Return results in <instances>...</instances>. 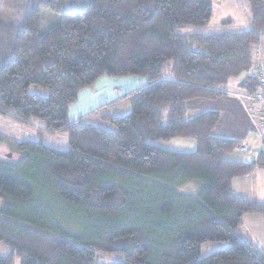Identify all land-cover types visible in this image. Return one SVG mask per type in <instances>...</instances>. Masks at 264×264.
<instances>
[{
	"label": "trees",
	"instance_id": "16d2710c",
	"mask_svg": "<svg viewBox=\"0 0 264 264\" xmlns=\"http://www.w3.org/2000/svg\"><path fill=\"white\" fill-rule=\"evenodd\" d=\"M35 3L22 22L0 18V112L35 118L47 132L68 130V149L0 132V143L20 154L0 159V264H97L95 250L122 255L115 264H264V252L235 231L244 213H264V203L230 187L264 166V148L251 161L226 160L241 142L213 134L218 111L185 117L186 102L218 97L231 78L257 89L253 47L264 33V0H248V30L213 34L178 31L207 24L212 0ZM102 76L147 82L122 95L128 113L104 114L114 130L69 122L79 91ZM174 137L192 138L196 148L158 144ZM188 184L194 192L180 190ZM207 241L227 246L200 256Z\"/></svg>",
	"mask_w": 264,
	"mask_h": 264
},
{
	"label": "crops",
	"instance_id": "0c3cea01",
	"mask_svg": "<svg viewBox=\"0 0 264 264\" xmlns=\"http://www.w3.org/2000/svg\"><path fill=\"white\" fill-rule=\"evenodd\" d=\"M255 52L256 50H254ZM169 76L166 75V77ZM146 82V77L139 76H102L98 78L91 86L79 91L77 101L69 105V122L85 123L86 120L93 121V117H87L91 111L97 110L98 108L99 110L106 108L108 105L118 101L126 92L141 87ZM220 91L222 93L216 98H199L186 102V110L189 108L192 114L186 115L185 117H192L209 109L217 110L219 120L213 129L214 135L237 139L241 143L245 142L253 147L255 152L259 151L263 148L262 145L260 142H256L254 135L249 132L251 130L256 134L251 127V115L243 108L235 95V93L240 91L228 92L229 90L223 88ZM124 109H126V105ZM158 144L177 152H188L196 148V141L194 139L183 137H174L169 140L159 141ZM254 156L255 153L246 154L240 152L238 147L223 154V158L229 161H251L254 159ZM230 187L231 192L237 197L257 203H264V166L255 167L244 175L233 177L230 182ZM235 231L242 240L249 242L254 249L259 252H264V213H244ZM203 246L204 243L201 245V251ZM216 247L219 246L208 245L209 251H216L214 250Z\"/></svg>",
	"mask_w": 264,
	"mask_h": 264
},
{
	"label": "rangeland",
	"instance_id": "374dc122",
	"mask_svg": "<svg viewBox=\"0 0 264 264\" xmlns=\"http://www.w3.org/2000/svg\"><path fill=\"white\" fill-rule=\"evenodd\" d=\"M35 0H0V18L4 21L13 20L18 23L19 21L25 18V16L35 7ZM48 13V12H46ZM46 13H41L42 16V25L41 31L44 32L48 29L49 25L44 21V16ZM251 27V10L248 3V0H212V12L211 17L207 24L203 26H184L178 29L181 32H199L202 34H213L224 31L229 32H238L248 30ZM254 57L257 53L264 56V33L261 35L260 42L253 47ZM170 62L165 65L164 74H169ZM253 72V69H249L247 72L241 74V76L246 73ZM113 77V76H112ZM125 77V76H120ZM238 78H231L221 86V89L229 90L228 92L242 91L243 89L237 85ZM122 82V81H119ZM131 83V82H130ZM127 84V82H126ZM129 84V83H128ZM29 91L38 92L45 95L46 90L41 87L30 86ZM92 102V100H91ZM95 102V101H94ZM126 105V109H124ZM129 108V110H128ZM130 111L129 101L126 98H120L115 103L108 105L106 108L99 110L91 111L87 116L89 118H94L92 122L94 125L102 127L107 130H114L113 125L107 121L103 116L104 114H109L111 116H121ZM189 108L185 112L186 115H191ZM85 121V122H86ZM0 132L16 139L23 138H32L40 139L44 144L57 148L60 150L68 149V130H58L54 132H47L43 130L42 125L37 119H30L28 123L21 122L15 118H12L6 114L0 112ZM252 135L256 139V142H260L258 136L254 134L251 130ZM262 147L263 144L260 142ZM255 153V152H254ZM253 154V153H252ZM13 147L8 144L1 142L0 143V159L16 160L19 156ZM251 158V156H249ZM194 184H188L187 186L182 187L181 191L194 192ZM196 188V187H195ZM43 200L45 204L53 211L57 210L54 201L51 197H48L49 193H45ZM58 220H62V223L65 219V216H56ZM208 245H218L216 249H221L227 246L226 242L220 241H207L204 242L202 251L200 250V256L209 254L210 249ZM213 250V249H212ZM0 252H5V249L0 245ZM123 256L116 253H105L98 250H95V263L97 264H115L117 262H123ZM15 264H18L15 262Z\"/></svg>",
	"mask_w": 264,
	"mask_h": 264
},
{
	"label": "built area",
	"instance_id": "2783aa9c",
	"mask_svg": "<svg viewBox=\"0 0 264 264\" xmlns=\"http://www.w3.org/2000/svg\"><path fill=\"white\" fill-rule=\"evenodd\" d=\"M253 67L257 77V89L253 92L240 91L235 95L251 115V127L264 146V56L257 53L253 59ZM238 149L246 154L255 152V149L245 142L240 143Z\"/></svg>",
	"mask_w": 264,
	"mask_h": 264
}]
</instances>
